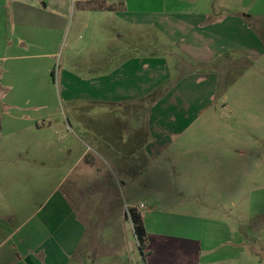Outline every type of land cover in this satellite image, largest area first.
Masks as SVG:
<instances>
[{"label":"crops","instance_id":"crops-1","mask_svg":"<svg viewBox=\"0 0 264 264\" xmlns=\"http://www.w3.org/2000/svg\"><path fill=\"white\" fill-rule=\"evenodd\" d=\"M13 1L14 16L24 3ZM30 1L41 13L43 5L51 8V16L43 14L51 28L75 16L79 25L96 20L100 39L107 47L114 43L97 65L76 63V71L91 74L80 77L74 69L65 70L61 79L63 100L74 113L80 109L76 105H95L103 118L114 115L116 123L99 129L77 123L75 132L68 119L66 135L58 113L11 114L6 109L0 114V264H76L82 247L81 264H98L110 252L120 253V242L101 247L108 242L89 234L93 219L81 218L85 197L76 192L91 178L106 183L107 168L122 184L174 174L173 182L182 186L177 194L186 198L198 199L196 185L233 182L234 146L218 143L215 137L224 135L209 125L232 116L234 85L222 89V83H264V34L253 32L251 22L264 14L244 13L247 0ZM31 40L0 31L3 55H25L29 47L41 55L57 41L50 31ZM247 62L251 66L235 75ZM28 135L34 139L26 143ZM183 243L192 256L180 264H199L202 241L184 236ZM147 249L146 261L154 264L151 239ZM170 259L164 249L156 264H172Z\"/></svg>","mask_w":264,"mask_h":264},{"label":"rangeland","instance_id":"rangeland-1","mask_svg":"<svg viewBox=\"0 0 264 264\" xmlns=\"http://www.w3.org/2000/svg\"><path fill=\"white\" fill-rule=\"evenodd\" d=\"M22 1L21 11L13 16L17 12L15 1L0 0V31L29 41L38 33L50 31L57 41L40 53H49V56L34 55L38 52H32L35 49L31 47L24 51L25 55L21 52L3 55L0 49V114L6 109L11 114L58 113L61 130H65L66 135L68 119L75 132L78 131L77 123L87 129H99L100 125L114 127V115L103 118L104 111L95 105H76L80 109L74 113L73 106L63 100V71L79 68L76 63L87 68L93 62L95 66L108 48H115L114 43L107 47L100 39L103 34L98 21L79 25L75 16L58 29L51 28L50 19L43 16H51L50 7L43 5L41 13L30 0ZM237 5L233 8L238 9ZM244 10V13L264 14V0H247ZM251 22L253 32L264 34V18ZM243 66H251V62L241 63L235 75ZM260 67L264 68V59ZM71 72L80 77L91 74L81 69ZM252 75L255 77V69ZM255 81L222 83V89L234 85L229 100L232 116L227 120L217 117V122L209 125L223 133L224 137H215L220 138L218 143L228 141L235 149L233 182L228 180L227 187L211 183L196 185L200 191L198 199L196 196L186 198L177 194L182 186L179 181L173 182L174 174L163 173L154 179L145 175L134 184H122L111 167L107 168L106 183H100L99 179L91 182L94 179L91 178L77 186V194L85 197L81 201V218L84 221L93 219L94 224L87 225L89 234L108 242L101 247L111 244L114 247L116 243L119 246L120 242V253L110 252L99 258L98 264H148L130 219V209L139 210L141 205L145 206L141 212L146 217L148 236L153 242L154 264L161 263L164 249L172 264H180L185 256L191 257L192 254L186 253L184 236L202 241V248L196 253L199 264H264V83ZM31 139H34L31 135L23 137L26 143ZM80 170L77 168L74 175ZM70 182L64 183V190ZM186 224L197 228V232L187 229ZM84 251L82 247L76 264H81Z\"/></svg>","mask_w":264,"mask_h":264},{"label":"trees","instance_id":"trees-1","mask_svg":"<svg viewBox=\"0 0 264 264\" xmlns=\"http://www.w3.org/2000/svg\"><path fill=\"white\" fill-rule=\"evenodd\" d=\"M154 97H156V95ZM130 219L139 248L142 252H145L149 245V238L143 214L138 209L132 208L130 209ZM146 255L145 252V256Z\"/></svg>","mask_w":264,"mask_h":264}]
</instances>
